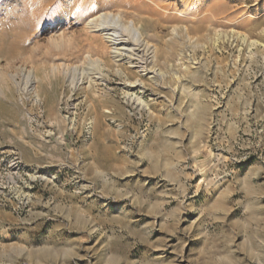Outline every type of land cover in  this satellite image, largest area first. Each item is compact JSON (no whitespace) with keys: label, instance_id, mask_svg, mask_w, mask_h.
Segmentation results:
<instances>
[{"label":"rangeland","instance_id":"374dc122","mask_svg":"<svg viewBox=\"0 0 264 264\" xmlns=\"http://www.w3.org/2000/svg\"><path fill=\"white\" fill-rule=\"evenodd\" d=\"M75 1L0 0V264H264V0L109 8L167 44L135 94Z\"/></svg>","mask_w":264,"mask_h":264},{"label":"bare ground","instance_id":"6f19581e","mask_svg":"<svg viewBox=\"0 0 264 264\" xmlns=\"http://www.w3.org/2000/svg\"><path fill=\"white\" fill-rule=\"evenodd\" d=\"M90 1H94L92 2L93 4H90ZM75 3L76 5H73V9L71 10H73V13L76 17H85L89 15V20L87 21L85 27L86 30L84 32L82 31L85 37L79 39L78 44L80 45V47L89 46L90 53H95L103 58H107L108 54L105 50V47L99 44L98 41L100 40V37L95 34L96 32L102 33V40L107 44L105 45L110 48L109 53L111 54L113 59L115 61L122 62L121 67L123 69L121 68L122 71L118 70V74H120V79L122 80H120V83L124 84L123 87H126L127 94H135L137 90L142 87V84H144V77L137 70L128 69V67L125 66V63H129L130 65H132V67L141 69L140 71L149 70V72H155L156 62H159L163 58L165 59L168 54L166 48L163 47L167 46V44L162 43L163 46H161L162 44H159L160 42H158L157 44H155V48L151 50L150 43L143 38L142 30L143 27L148 24V19L139 17L138 20L140 24L138 25L136 19L127 20V18H124V16L122 15V11L114 13L109 9L113 6H122L125 4H128L129 7L132 6L126 0H76ZM62 6H65L64 2H62ZM29 14L31 13L29 12ZM37 14L41 16L42 14L44 15L43 10L34 11L33 15L36 16ZM206 19H208V16L203 20ZM92 32H94V34ZM96 42L98 43L95 44ZM80 49L75 50L72 56L79 57ZM89 56L90 55H87V59H89ZM92 64L95 66L91 65V67H96L99 71L86 72L84 69L78 72L80 78H88L90 74H93L92 77H94V81L95 79L106 80L107 75L105 74L106 72L104 73V69H102L101 65L94 61H92ZM92 68L89 69L92 70ZM74 71L75 73L77 72L76 69H74ZM158 75L159 72L156 70V76ZM130 79L135 80L131 81ZM137 100H139V97H137Z\"/></svg>","mask_w":264,"mask_h":264}]
</instances>
